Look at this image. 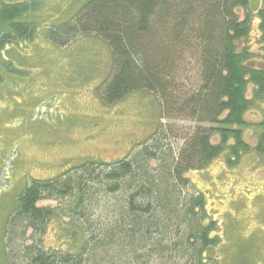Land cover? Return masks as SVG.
I'll use <instances>...</instances> for the list:
<instances>
[{"label": "trees", "instance_id": "16d2710c", "mask_svg": "<svg viewBox=\"0 0 264 264\" xmlns=\"http://www.w3.org/2000/svg\"><path fill=\"white\" fill-rule=\"evenodd\" d=\"M40 4L0 0V86L12 68L5 52L32 43ZM248 8L249 0H87L68 20L49 26L46 38L59 48L79 36L102 38L111 67L98 86L99 97L113 104L132 91L146 90L160 101V121L120 161L86 162L51 179L31 180L4 228L6 259L14 264L216 260L209 252L219 243L217 224L204 196L188 192L193 188L187 175L221 155L228 167L253 151L264 156V130L255 147L243 138L250 126L247 112L264 99V49L256 65L244 44L254 18L264 39V7L253 14ZM187 120L192 125L184 130L169 125ZM260 126L264 129V122ZM50 200L58 205L38 206ZM59 217L68 218V227L74 228L68 233L74 248L48 251L41 237ZM29 229L31 245L25 246ZM14 240L20 242L17 252Z\"/></svg>", "mask_w": 264, "mask_h": 264}, {"label": "rangeland", "instance_id": "374dc122", "mask_svg": "<svg viewBox=\"0 0 264 264\" xmlns=\"http://www.w3.org/2000/svg\"><path fill=\"white\" fill-rule=\"evenodd\" d=\"M86 1L40 0L32 43L5 52L12 68L0 86V264H14L4 252V228L31 180L51 179L86 162L120 161L160 121V101L146 90L132 91L113 104L99 97L98 86L111 67V53L102 38L79 36L64 48L47 40L49 26L68 20ZM261 6L264 0H249L247 12L253 14ZM244 13L239 10L240 16ZM257 25L254 18L251 34L244 41L256 65L262 62L264 49ZM189 66L194 80L196 69L193 63ZM252 90L249 85L246 98H252ZM245 119L250 126L243 130V138L255 147L264 130L260 126L264 99ZM169 125L184 130L192 123L172 121ZM212 139L213 143L219 140ZM187 177L193 188L188 192L204 196L206 211L217 224L214 235L219 243L209 252L216 259L211 264H264V156L253 151L228 167L221 155ZM57 203L50 200L38 206L55 207ZM70 223L66 217L52 220L41 237L42 247L48 251L74 248L68 234L74 230L68 227ZM24 238L25 246L31 245V229ZM12 247L17 252L20 242L14 240Z\"/></svg>", "mask_w": 264, "mask_h": 264}]
</instances>
